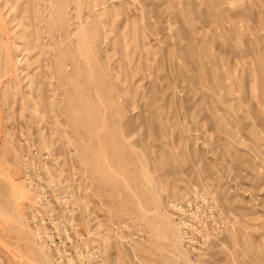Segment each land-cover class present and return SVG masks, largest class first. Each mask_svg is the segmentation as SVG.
Segmentation results:
<instances>
[{"label": "rangeland", "instance_id": "rangeland-1", "mask_svg": "<svg viewBox=\"0 0 264 264\" xmlns=\"http://www.w3.org/2000/svg\"><path fill=\"white\" fill-rule=\"evenodd\" d=\"M0 264H264V0H0Z\"/></svg>", "mask_w": 264, "mask_h": 264}]
</instances>
